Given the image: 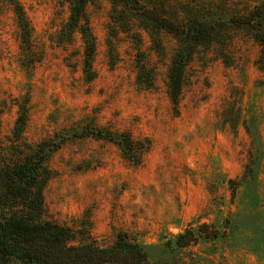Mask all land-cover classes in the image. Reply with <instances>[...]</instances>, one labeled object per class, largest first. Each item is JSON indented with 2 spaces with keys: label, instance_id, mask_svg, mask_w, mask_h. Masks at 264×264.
I'll use <instances>...</instances> for the list:
<instances>
[{
  "label": "rangeland",
  "instance_id": "obj_1",
  "mask_svg": "<svg viewBox=\"0 0 264 264\" xmlns=\"http://www.w3.org/2000/svg\"><path fill=\"white\" fill-rule=\"evenodd\" d=\"M261 1L186 0L204 13H219L225 2L226 12L242 13ZM17 2L34 53L23 56L15 16L0 4L2 146L15 141L22 108L20 141L39 143L70 129L85 133L68 137L47 160L43 219L87 225L101 247L126 233L145 247L150 264H264V86L256 83L258 46L248 33L233 28L229 44L198 48L174 109L167 72L175 43L168 34L157 52L145 32L125 30L110 0H91L85 11L94 77L87 81L82 40L66 27L68 5ZM141 66L152 76L151 87L142 84ZM98 130L128 133L148 148L139 163L129 162L115 144L89 136ZM202 224L219 235L176 246L178 234L198 233Z\"/></svg>",
  "mask_w": 264,
  "mask_h": 264
},
{
  "label": "trees",
  "instance_id": "obj_2",
  "mask_svg": "<svg viewBox=\"0 0 264 264\" xmlns=\"http://www.w3.org/2000/svg\"><path fill=\"white\" fill-rule=\"evenodd\" d=\"M62 1L68 5V34L76 32L82 40L83 71L86 80L90 81L94 77L92 60L95 43L85 6L91 0ZM110 1L121 11V24L125 30L136 27L145 32L157 52H163L164 33L174 41L167 72V96L174 109L179 102L184 70L194 53L199 47L215 43L229 44L233 28L246 31L258 46L254 60L259 72L256 83L264 86V1L242 13L226 12L227 2L219 13H204L199 4L186 0ZM0 4L9 7L15 16L23 56H33L31 31L20 4L17 0H0ZM223 12L227 14L225 21L219 20ZM141 40L136 32V44ZM218 56L225 65L230 64L223 51ZM139 72L146 74L142 84L151 87L149 70L141 66ZM23 110L15 122V141L11 147L4 148L0 140V264H150L145 247L126 233L119 232L112 245L101 247L91 239L87 225L72 228L43 219L42 191L51 176L47 160L68 137H82L85 133L70 129L64 134L55 133L39 143L20 141L26 118ZM89 136L115 144L124 158L135 164L140 162L148 148V143L135 140L128 133L98 130ZM218 235L219 231L214 226L202 224L198 233L187 229L178 234L175 244L184 248L196 244L200 236L216 238Z\"/></svg>",
  "mask_w": 264,
  "mask_h": 264
}]
</instances>
